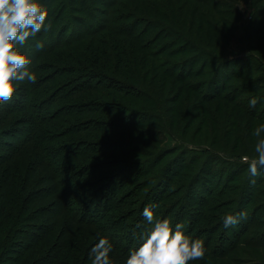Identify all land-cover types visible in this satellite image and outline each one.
Segmentation results:
<instances>
[{"label": "trees", "instance_id": "trees-1", "mask_svg": "<svg viewBox=\"0 0 264 264\" xmlns=\"http://www.w3.org/2000/svg\"><path fill=\"white\" fill-rule=\"evenodd\" d=\"M72 1L77 6L73 9H82L79 8L81 4L78 0ZM88 1L83 2L85 7H89ZM96 1L101 6H106L108 3L111 6H116L118 0ZM192 1L202 4L201 0ZM47 2L48 0H40L44 6ZM65 6L64 3H61L60 8L65 9ZM146 6V9L152 7L151 5ZM119 7L122 8V4H119ZM130 8L132 12L117 14L109 22H105V20L99 23L95 18L93 22L86 25L79 23L80 32L72 35L74 37L68 38L69 40L60 39L41 51L30 48L31 54L28 56L32 62L29 65V70L33 73L41 71V75H49L38 78L34 84L28 81L21 82L22 85H19L18 89L21 90V94L23 93L24 106L15 109L8 107V102L0 105L1 118H7L21 110L26 111L25 113L29 117L23 120L19 130L16 126L11 128L13 124L7 126L3 133L0 129V149L3 148L0 154V264L55 263L53 259L40 258V255L35 254V251L25 254L31 249V246L40 241L41 237L38 234H33L28 241L24 238L22 241L16 242V236L23 235V231L27 228L29 221L26 218L34 219L32 216H23L22 214L28 213L27 205L31 200L29 198L30 195H35V191L30 188L33 180H27L20 173L18 176H14L15 172L11 165L15 162L14 157L29 146H32L30 149L35 151V160L29 166L31 173L36 174L34 165L38 169L45 167L50 173L41 177V179L44 178V182L38 186L51 185V191L48 194L58 197L51 209H59V214L65 215L68 220L71 219L74 222L77 221L75 218L78 215H84L86 218L79 220V222H83V225L98 224V221L104 219L105 214L102 216L100 213L98 218H88L92 210L87 212L97 203L96 198L90 197L89 193L94 190V185L98 182L101 187L104 186L102 198H104L105 213L124 209L123 214L118 216L119 219H123L125 227L121 231L124 233L115 232L114 229L109 230L118 218L111 221L107 227L104 226L105 223H102L101 228L104 232L107 230L106 236L113 244V249L126 258L131 250L140 246L142 235L151 228V225L144 221L145 218L142 216L144 207L151 205L150 203L156 204L158 207L153 209L155 211L167 196L160 191L162 188L159 187V184L162 178H167L162 185L168 190L174 181L181 179L184 175L183 172H191L190 186L187 188L190 193L196 183H202L212 176L213 171L207 167L209 163L206 159L201 163L202 158H193V160L180 163L179 160L185 157V154L182 153L186 151L174 148V152L170 149L147 153V148L150 146H152V151L159 149L156 142L161 143L159 133H162L164 129L167 128L170 131L176 127L180 128L178 124L182 122V118L187 112L186 109L182 113V107L186 105H183L182 99L180 100L181 96L169 98L170 101L164 100L156 88H151L147 82L154 81L152 80L155 78L153 72L163 79L186 88L190 93L200 96V104L221 102L229 105L230 108H226L228 111H223L228 115L224 129L220 125L221 121L216 112L204 111L202 119L207 122L206 137L209 138L210 144L216 142L215 139L218 142L221 140L228 147L230 145L235 150L239 148L242 154H249L250 151H253L257 139L253 136V132L259 126L258 124H264V115L257 114L255 108L249 107L248 100L239 98L238 93L264 92V74L252 78L253 80L248 79L249 81L241 82V79L251 71L253 73L264 72V66L239 59H223L217 55L216 48L203 46L200 48L182 30L177 28L178 31H176L172 30L170 26L169 28L157 25L153 16L146 14L145 6L136 4V7L133 5ZM227 12L233 13V15L238 13V11L231 12L229 10ZM52 15L53 13H51ZM51 16H48L47 20L51 27H55L54 23H57L59 19ZM89 17H93V15H89ZM158 27L160 29L157 30ZM50 31L53 30L50 29ZM82 31L84 33H81ZM42 35L43 31L38 33L35 39L30 40H36ZM86 37L88 39L96 37L105 39L79 53L66 51ZM156 42H160V44L154 47ZM128 44L131 48L139 51L135 54V59L128 60L132 66L131 70L121 63L122 55H126L122 49L129 51ZM61 49L66 52L64 55H57L56 53ZM43 50H47L48 55H57L56 60L59 61L57 65L60 66L55 65V68H50V72L47 67L43 70L38 68V59L42 57ZM21 51L26 53L22 49ZM107 51H117L119 54L116 55V60L111 56L107 58ZM200 55L204 56L203 60H200ZM182 56L185 58L179 60ZM118 57L120 58L117 59ZM252 66L256 67L252 68ZM144 67H146V71L143 70ZM151 71L152 75L149 77ZM194 80L201 81L192 83ZM48 92H51V95L41 103V97L46 93L48 95ZM31 98L33 101H30ZM88 98H94L97 101L88 100ZM262 98H264V94H262ZM26 102L32 103V105L27 106ZM53 103L57 105L54 106L53 112L45 114L46 109L51 108ZM167 103L170 105L168 106ZM106 117L112 118L106 119ZM140 124L142 129L138 128ZM187 124L188 119L185 128ZM38 125L46 129L40 134L41 139L36 136ZM162 126L164 129L161 128ZM153 128L156 129L151 131ZM132 130L136 136L137 134L145 136L137 141L129 140L134 136ZM119 131L127 132L124 135H127L129 142L98 141L94 143L95 141H92L93 139L88 136V134L100 133V135H104L102 138L105 139L107 134L117 132L119 133L117 137H123L120 134L122 132ZM52 132L56 134L50 140L49 135ZM10 134H14V138L19 139V142L17 144H1L2 138ZM80 134L86 135L87 138H77L79 140H72L73 143H59V141L68 140L70 137ZM182 134L185 136V132ZM262 137H264V133H262ZM55 141L58 142L53 143ZM176 141L183 142L182 137L177 138ZM26 151L25 154L30 152V150ZM212 151L211 149L204 150L203 155L214 156L215 153ZM106 153L120 158L137 157L142 161L115 158V160L104 162H95L91 159V163H85L90 161L88 156L93 154L104 156ZM44 155H46L45 158H43ZM71 158H83L86 161L76 166L71 164V168L67 171L56 166L58 163H69ZM226 159L238 158L228 155ZM239 175H243V172ZM97 177L99 178L96 179ZM237 177L229 178L228 176L225 178L222 188L216 191L219 199L227 197V200L224 201L228 203V201L234 200L237 204L247 197L243 187L241 192L233 188ZM220 179L222 178L220 177ZM62 187H66V191L62 190ZM232 191H235L236 195L227 196V193L232 194ZM189 193L184 197V200H190L187 205L178 203L179 200H177L162 206L163 211L160 219L168 218L170 215L174 216L173 226L176 223L185 224L186 222L185 234L193 239H202L207 249L206 255H211L218 260L227 259L228 255L236 249L233 247L242 238L252 233L253 229L255 231L261 229L258 226L260 222L256 220L259 215L264 214V209L255 207L256 209L251 213L254 221L250 220L248 226L237 230L228 229L224 227L222 213L219 215L220 218H216L212 223L208 222V219L213 212L231 204L226 205L223 204L224 202L212 204L216 195L211 191L207 194L210 200L203 197L192 199ZM257 198L262 200L264 194L255 199L251 197L248 203L253 204ZM116 199L117 202L112 204ZM34 200L35 198L32 201ZM187 211L189 218L185 220V216H180L182 215L180 213ZM96 212L99 213V211ZM39 213V215H43L51 212L42 209ZM207 226L208 228H205ZM250 227H252L251 231H249ZM27 237H29V233H27ZM259 237L261 240L253 242L252 238L250 241L254 245L264 248V235H259Z\"/></svg>", "mask_w": 264, "mask_h": 264}, {"label": "rangeland", "instance_id": "rangeland-1", "mask_svg": "<svg viewBox=\"0 0 264 264\" xmlns=\"http://www.w3.org/2000/svg\"><path fill=\"white\" fill-rule=\"evenodd\" d=\"M78 1L81 4L79 8L82 9H73L77 6L72 0H48V2L45 3V7H47L48 9V16H51V13H53L51 17H55L56 19L58 18L59 21L57 23H54L56 25L55 27L50 28L53 31H43V35L41 37L36 40L27 41L21 49L26 51V53L30 55L31 49L37 50L35 45L38 41H42L45 48L47 46H50L52 43L59 41L60 39H71L74 37L72 35L80 32V27L78 25L79 23L80 25H86L90 22H93L95 18L99 23L104 22L105 20V22H109V20L111 21L115 16H117V14L132 12L130 6L133 7V5H135L136 7V4H138L145 6L146 14H148V16H153L152 18L157 22V25L162 27L170 26L172 30L175 29L176 31H178L177 28L182 30L189 36L190 39L194 40V42L198 44L200 48L201 46L206 48H216L218 50L217 55L226 60L239 59L242 61H246L247 63L264 66V0H201L202 4H198L192 0H118L116 2V6H111L110 3H108L106 6H101L98 1L89 0L87 2L89 7H85L83 4V2L86 0ZM61 3H64L66 5L65 9L60 8ZM119 4H122L123 7H119ZM146 5H151L152 7H150V9H146ZM228 10L231 12L238 11V13L233 15V13L227 12ZM91 14L93 15V17H89V15ZM158 29H160V27H158L157 30ZM81 33L84 32L82 31ZM104 39L105 38L102 37H96L95 39H88L86 37L83 41L81 40L73 44L72 47H70V49H66V51L79 53L80 51H84L92 47L94 43H99L101 42L100 40ZM159 44L160 42H156L154 47L158 46ZM128 45L129 51H125V49H122L124 50V52H126V55H122L121 63L124 65V67H129L128 69L131 70L132 66L128 60H130L131 58L135 59V54H137V52L139 51L137 49L131 48L130 44ZM66 51H64V49H61L56 54L64 55ZM47 53V50L42 51V57L38 59V68L43 70L47 67L49 69L48 72H50V68H55V65H57L59 61L56 60L57 55H48ZM106 53L107 58L111 56L112 58H115V60L116 55L119 54L117 51H107ZM200 56V60H203L204 56ZM119 58L120 57H118L117 59ZM184 58L185 57L182 56L179 60H183ZM254 67L256 66H252V68ZM143 70L146 71V67H144ZM41 74V71L35 73L37 79L49 75ZM260 74H264V72L260 71L258 73L256 71L253 73L251 71L248 75L244 76L241 79V82L248 79L251 80L252 78H255ZM151 75L152 71L150 72L149 77ZM153 75L155 76V78L152 79L154 81H152L151 83L147 82L148 84H150L151 88H156L160 92L164 100L170 101L169 98H173L174 96H181L180 100L182 99L183 105H186L182 107V113L186 109L187 112L186 115L183 116L182 122L178 124L180 128L176 127L169 131L167 128L164 129L163 126L161 127L164 129L162 133H159V139L162 141L161 143L159 141L156 142V146H158L159 149H157L156 151H152V146H150L149 148H147V153L151 154L153 152H161L170 149H172L174 152V148H176V150L186 151L182 153L185 154V157L179 160L180 163L181 161L187 162L190 161V159L193 160V158H202L200 163L203 162L204 159L208 160L209 166L207 167H210V169L213 171L212 176L208 180L202 181V183H196L190 193L188 191L189 189L187 190V188L188 186H190L189 177L190 175H192L191 172H183L184 175H182L181 179L174 181L168 190L164 185H162V183L166 182L165 180H167V178H162L160 181L161 183L159 184V187L162 188L160 191L164 192L163 194H167V196L165 195L166 197L163 199L164 202L158 209L154 211L155 217L158 219L162 217V206H166V204H168L170 201L176 202L177 200H179L178 203L187 205L190 200H184V197L187 196L188 193L192 199H195L196 197H203L206 200H210L207 194L211 191L216 195L212 204H216L217 202H224L223 204L231 205L223 207L217 212H213L210 216V219H208V222L212 223L216 218H220V213L225 216L229 214L238 215L240 212H247L248 216L246 220H240L238 224L230 226L228 227V229L232 228L234 230H237L239 228L248 226V222L250 220L254 221V219L251 217V213L254 211V209H256L255 207L257 206L258 208L264 209V203H262L264 202V198H262V200H260V198H257L253 204L248 203L251 197L255 199L259 195L264 194V168L259 169V175L254 178L251 177L247 170L248 166L240 162V157L243 155H248L250 157L255 156L254 149L253 151H250L249 154H242L240 153L239 148L235 150L230 145L228 147L224 143H222L221 140H219L218 142V140L215 139L214 141L216 142L210 144L209 138L206 137L207 122L206 120L202 119V117H204V111L209 110L210 112H216L218 119L221 121L220 125L222 126V129H224V125L226 124V117L228 116L224 112H227L228 109L226 108H230V106L221 102L200 104V96L190 93L186 90V88L180 87V85H178L177 83L163 79L160 75H156V73L154 72ZM200 81L201 80H194L192 81V83H197ZM19 85L22 84L20 83ZM20 91V89H17L15 96L11 101L8 102V107H13L16 109L25 105V99L22 97L23 93L21 94ZM262 94H264V92L254 93L250 91L247 93H238L239 98L248 100V105L251 98L257 97L258 103L255 107L256 112L257 114L264 115V98H262ZM49 95H51V92L48 95L47 93L46 95H43L41 97V103L42 101H45V99ZM88 100L97 101V99L94 98H88ZM30 101H33V99L31 98ZM26 104L27 106L32 105V103L28 104L27 102ZM167 105L169 106L170 104L167 103ZM54 106L57 105L53 103L51 105V108L49 107L46 109L45 114H51L53 112L52 110H54L55 108ZM17 112L18 113L10 115L7 118L0 117V129H2V133L3 130L7 129L6 127L11 124H13L11 128L16 126L17 130H19V128L22 127L23 120L25 118H29L25 113L26 111L21 110ZM109 118L112 117H106V119ZM187 119L188 124L185 128L184 126L187 122ZM26 120L28 121L29 119ZM141 127V124L138 125V128L142 129ZM155 129L156 128H153L151 131ZM45 130V127L38 125L36 127V136L41 139L42 137L40 136V134ZM132 131L134 132V130ZM183 132H185V136L182 134ZM126 133L127 132H122L120 134H122L123 137H117L119 133L114 132V134H107V137H105V139L102 138L104 137V135H100V133L88 134V136L93 139L92 141H95L94 143L98 141L126 143L129 142L127 139V135H124ZM55 134L56 133L52 132L49 135L50 140L53 139V135ZM80 135L70 137L68 140L65 139L64 141H59V143H73L72 140H79L77 138H87L86 135ZM14 136V134H10L6 137H3L1 140V144H17L19 142V139L14 138ZM143 136L145 135L137 134L136 136L134 132V136L132 138H129V140L137 141L142 139ZM181 137L183 142L176 141L177 138L179 139ZM57 142L58 141H55L53 143ZM31 147L32 146L27 147L26 149H24L25 151L15 156L13 159L15 162L11 165L13 171L15 172L14 176H18V173H20L22 176H25L27 180H33L31 181L32 187L30 188L34 189L35 191V195H30L31 197L29 199L31 200L29 202V199L27 200V207L29 210L28 213L22 214L23 216H32L34 217V219L26 218V220L29 221L27 224V228L23 231V235H21L20 237L16 236V242L22 241L24 238L26 239V241H28L32 238L33 234H38V236L41 237L40 241H38L36 245L31 246V249L25 253L26 255L35 251V254L40 255V258L43 257L42 259H53L55 263L51 264H91V259L89 257L90 249L94 246L95 243L98 242L101 236L107 237V230L104 232L101 228L102 223H105L104 226L107 227L111 221L118 218L117 222H115L109 228V230L114 229L115 232L124 233L123 231H121L125 227L123 219H119L118 217L123 214L124 209L121 211L115 210L109 213H105L103 207L104 198H102L104 194L102 191L104 186L102 185L101 187V185H99V182L94 185V190L89 193L90 197L96 198L95 201H97V203L94 205V207H91L87 211L90 212L92 210L88 215V218H98L100 216V213H102V216H104L105 214L104 219L98 221V224L83 225V222H79V220H83V218L85 219L86 217L81 214L75 218L77 221L74 222L71 219L70 221L65 215L59 214V209H51L52 205H54L58 200V197L48 194L51 191V185L46 184L41 187L38 186L44 182V178L41 179V177H43L44 174L46 176V174L50 173L45 167H41L38 169L36 165H34L36 174L33 175L31 173L29 166H31V162L35 160V151H32V149H30ZM209 148L213 150L212 152L215 153V157L203 155V151L210 150ZM1 149L0 154L2 151ZM26 150H30V152L28 154H25L27 152ZM228 155L238 159L228 160L226 159V156ZM45 157L46 155L43 156V158ZM88 158H90V161L88 162H85L86 160L83 158H71L69 160V163H58L56 164V166L59 169L62 168L63 170L67 171L71 168V164L76 166L82 164L83 162H85L86 164L91 163V159L95 162H104L115 160V158L120 157H113L112 154L106 153V155L104 156L93 154L91 156H88ZM219 158L222 160H220ZM120 159H125L127 161H142L141 158L137 157H124ZM241 172H243V175H239V173ZM228 176L229 178L238 176L236 179V183L233 184V188L238 189L237 191L241 192L243 187L247 196L237 204L234 200H230L228 201V203L227 201H224L225 199L227 200V197L219 199V197L217 196L218 193H216V191H219L220 188H222L221 186H223V184L225 183L223 181ZM220 177L222 179H220ZM98 178L99 177H97L96 179ZM253 179L255 180V183L252 182ZM66 187H62V190L66 191ZM47 195L49 196L47 197ZM235 195V191H232V194L227 193V196ZM34 198L35 200L32 201ZM116 202L117 199L116 201H113L112 204ZM150 204L152 205V203ZM42 209H47V211L50 210L51 213L39 215V211H41ZM96 211H99V213ZM180 214H182L180 215L182 217L185 216V220L189 218V216L187 215L188 211ZM167 219H169L173 224L172 220L174 219V216L170 215ZM256 221L260 222L258 226H260L261 229L255 231L254 229L252 230V227H250L249 231L252 230V233L246 235L238 242L235 247H233L236 249L228 255L227 259L218 260L211 255V257L205 255L203 260L191 261L190 264H202V261L203 264H264V248L260 247L259 245H254L250 241L252 238L253 242H255V240H261V237H259V235H264V232L261 233V231H264V214L259 215ZM184 225L185 230L187 228V223L185 222ZM205 228H208V226ZM27 233H29V237H27ZM110 258L113 264H125V261L127 259L125 256H123L121 253L119 254L114 249L112 253H110Z\"/></svg>", "mask_w": 264, "mask_h": 264}, {"label": "clouds", "instance_id": "clouds-1", "mask_svg": "<svg viewBox=\"0 0 264 264\" xmlns=\"http://www.w3.org/2000/svg\"><path fill=\"white\" fill-rule=\"evenodd\" d=\"M48 9L40 0H0V105L12 100L21 82L35 83L37 77L29 70L31 59L27 53L21 51L23 45L30 39H35L41 31L51 28ZM37 50H42L44 44L38 41ZM258 98L249 100V107L255 108ZM264 124L255 128L254 145L255 156L243 155L240 162L248 166L251 177L260 174L264 168ZM255 183V180L252 181ZM156 204L145 206L142 216L151 228L142 235V243L130 251L125 264H190L191 261L203 260L207 249L202 239H193L185 234L183 223L158 219L153 209ZM247 212L238 215H225L224 227L228 228L247 219ZM113 244L107 237L101 236L90 249L91 264H113L110 253Z\"/></svg>", "mask_w": 264, "mask_h": 264}]
</instances>
